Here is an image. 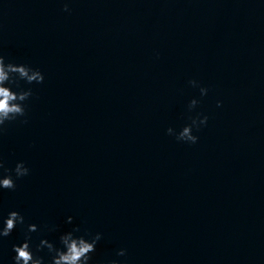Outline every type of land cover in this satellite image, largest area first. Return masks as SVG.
<instances>
[{
	"label": "water",
	"instance_id": "obj_1",
	"mask_svg": "<svg viewBox=\"0 0 264 264\" xmlns=\"http://www.w3.org/2000/svg\"><path fill=\"white\" fill-rule=\"evenodd\" d=\"M0 53L45 77L0 135L30 170L0 188V225L25 217L0 264L28 224L46 264L75 227L102 234L90 264H264V0H0Z\"/></svg>",
	"mask_w": 264,
	"mask_h": 264
},
{
	"label": "clouds",
	"instance_id": "obj_2",
	"mask_svg": "<svg viewBox=\"0 0 264 264\" xmlns=\"http://www.w3.org/2000/svg\"><path fill=\"white\" fill-rule=\"evenodd\" d=\"M64 11H69L67 3L64 5ZM45 77L38 69L28 64H16L11 61L6 62V57L0 53V135L3 134L7 124L16 121L18 118L25 117L22 121L27 123V106L26 102L32 97V88H22L20 81L26 82L28 85L41 84ZM189 83L196 87L197 81L191 80ZM15 87L16 90H13ZM207 88L201 87V96L206 95ZM198 101L192 99L189 103L191 110L197 105ZM221 102H217L219 107ZM190 124L185 125L178 133L171 127L167 129L168 135H175L177 141L195 144L199 137L193 134V129L197 131L202 125H206L208 117L203 116L192 118ZM0 169L8 172V175H0V188L14 190L16 188V179L29 175L30 170L23 162H18L14 169L5 168V162L0 157ZM13 173L15 179L13 178ZM73 217L68 216L66 223L71 224ZM25 224V217L17 211H10L6 219L0 225V238L8 237L15 230L17 225ZM40 229L37 224H28L24 241L21 244H14L12 251L15 253L13 257L14 264H46L44 256L34 255L31 249L32 236L31 233L38 232ZM55 230V229H50ZM80 231L79 227L73 228L71 231L64 232L59 236L60 247L48 239H41L37 247V252L44 249L50 257L47 264H90L92 254L96 251L97 243L101 240L102 234L97 232L92 234L86 232L84 235H76ZM126 250L120 249L117 256H125ZM108 264H121L119 260H110Z\"/></svg>",
	"mask_w": 264,
	"mask_h": 264
}]
</instances>
